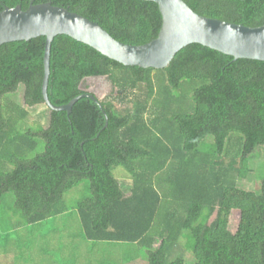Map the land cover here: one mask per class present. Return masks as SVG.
Segmentation results:
<instances>
[{"label": "trees", "instance_id": "1", "mask_svg": "<svg viewBox=\"0 0 264 264\" xmlns=\"http://www.w3.org/2000/svg\"><path fill=\"white\" fill-rule=\"evenodd\" d=\"M31 1L0 0V13L27 10ZM184 1L205 17L264 25V0ZM49 2L128 45L149 43L162 28L152 2L34 4ZM45 41L0 47V229L8 236L16 230L17 237L0 239V264L5 258L20 264L15 250L25 255L58 224L70 230L78 225L75 237L91 249L143 250L145 264H188L186 254L193 264H264V179L259 192L240 183L251 174L256 149L264 147V62H233L190 45L166 69L124 67L58 36L51 47V103L67 105L86 94L82 82L90 77H108L116 95L99 102L83 98L70 115L48 108L49 126L35 130L28 109L45 105ZM20 87L23 106L14 100ZM119 168L129 185L115 177ZM81 185L86 195L67 205L66 196ZM235 211L242 213L236 231L230 228ZM139 259L137 252L126 264Z\"/></svg>", "mask_w": 264, "mask_h": 264}, {"label": "water", "instance_id": "2", "mask_svg": "<svg viewBox=\"0 0 264 264\" xmlns=\"http://www.w3.org/2000/svg\"><path fill=\"white\" fill-rule=\"evenodd\" d=\"M140 1L155 3L162 16L158 37L144 45L119 42L96 22L56 7L51 2L35 5V0H32L27 10L18 6L5 8L0 13V47L44 37L42 96L51 111L66 112L68 115L83 98L96 102L103 99L97 96V92L89 91L67 105L55 106L51 103L48 96L51 47L58 36L70 37L124 67L163 70L169 67L180 51L190 45H201L233 58V62H264V25L249 27L205 17L196 13L184 0ZM106 78L92 77L91 81L103 82Z\"/></svg>", "mask_w": 264, "mask_h": 264}, {"label": "rangeland", "instance_id": "3", "mask_svg": "<svg viewBox=\"0 0 264 264\" xmlns=\"http://www.w3.org/2000/svg\"><path fill=\"white\" fill-rule=\"evenodd\" d=\"M103 86H105V84ZM23 94L24 87H20L18 94L15 97L14 95H9L7 98L11 100L14 97V100L23 106ZM115 95L116 90L113 88L109 98L114 97ZM100 97L105 99L104 95H101ZM28 110L30 112L28 117V125L30 127L36 130L39 128V126L45 128L49 126L50 113L46 105L38 106ZM209 141L212 142L213 139L210 138ZM233 141L234 144L235 139ZM44 150L45 148L42 146L39 150V153H43ZM250 168L251 174L246 180L240 181L241 186L243 189L259 192L261 181L264 179V147H259L256 149L250 160ZM114 175L117 178L128 177L126 170L123 168H119V170L115 171ZM85 185L75 188L66 196L67 205L75 204L76 201L80 200L84 195H86L87 190ZM17 217L19 218V215H16V217L11 219L14 221L17 220ZM241 218V212L235 211L233 213L230 220V228L232 230L236 231L239 228ZM77 227L78 225H74L72 230H70L63 228L62 224H58L56 226V230L54 232H50L47 238L35 241L32 244V248L30 247V249L25 252V255H23L21 251L18 252L16 250L15 252L17 253L14 252L13 255L16 256V258L18 257L20 264H126L127 260H129L131 256H136L137 252H140L141 259H139V263H146V256L143 250L137 252L134 250V252L132 251V255L129 250H124L126 248H123L122 246H113L109 248V245L107 244H99L97 249H91L90 245L86 246V243L81 241V238L75 237V235L78 236V231H74V229H77ZM44 231L46 232L47 230ZM12 232L8 236L6 235V232L0 229V239L5 240L17 238L16 235H14V232ZM42 233L45 234L44 232ZM20 234L22 235L25 233L20 232ZM26 239L27 237L23 235L22 242L24 243ZM76 245L78 247L73 250ZM21 256L24 258L22 259ZM185 256L186 262L188 264L195 263V259L192 258L190 254H186ZM10 259L8 260L5 258L3 264L9 263Z\"/></svg>", "mask_w": 264, "mask_h": 264}, {"label": "flooded vegetation", "instance_id": "4", "mask_svg": "<svg viewBox=\"0 0 264 264\" xmlns=\"http://www.w3.org/2000/svg\"><path fill=\"white\" fill-rule=\"evenodd\" d=\"M91 78L92 77L87 78L85 81L82 82V83H86V87L84 88L85 92L88 93L89 91H94L97 92L98 97L104 95L105 99L108 98L111 95V91L113 90V85L111 81L108 78H106V80L103 82L91 81ZM103 83L105 84V86H103L104 85Z\"/></svg>", "mask_w": 264, "mask_h": 264}, {"label": "crops", "instance_id": "5", "mask_svg": "<svg viewBox=\"0 0 264 264\" xmlns=\"http://www.w3.org/2000/svg\"><path fill=\"white\" fill-rule=\"evenodd\" d=\"M122 179H127V183H126V185H129L130 180L128 179V177H127V178H122ZM127 196H128V194H127Z\"/></svg>", "mask_w": 264, "mask_h": 264}]
</instances>
